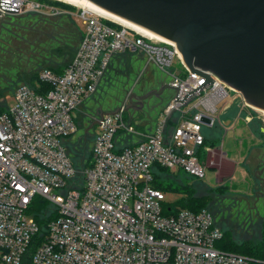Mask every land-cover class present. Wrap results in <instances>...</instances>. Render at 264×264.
Wrapping results in <instances>:
<instances>
[{"label": "built area", "instance_id": "1", "mask_svg": "<svg viewBox=\"0 0 264 264\" xmlns=\"http://www.w3.org/2000/svg\"><path fill=\"white\" fill-rule=\"evenodd\" d=\"M7 9L60 14L40 0H0L1 19L10 15ZM75 18L84 33L74 58L62 74L39 75L51 89L20 86L0 114V264H250L216 247L223 233L208 210L165 215L166 194L154 179L158 167L205 179L215 164L205 143L210 130L224 127L220 113L238 102L240 114L252 110L264 126V112L236 92L231 96L230 87L204 70L197 71L216 83L182 103L206 78L185 66L174 43L95 12L82 10ZM125 52L170 78L174 95L149 131L126 120L128 98L98 115L86 135L93 138L90 159L79 170L69 154L80 132L77 113L98 92L114 57ZM243 120L249 125L254 117ZM38 199L49 208L45 227L32 213Z\"/></svg>", "mask_w": 264, "mask_h": 264}, {"label": "rangeland", "instance_id": "2", "mask_svg": "<svg viewBox=\"0 0 264 264\" xmlns=\"http://www.w3.org/2000/svg\"><path fill=\"white\" fill-rule=\"evenodd\" d=\"M40 1L58 9L60 14L57 16H47L39 12H28L22 15L10 16L8 18L10 23L33 25L41 21L43 17H45V19L53 18L55 19L52 23L54 28L57 26L60 30L58 32L63 33V36L58 38L59 44L55 41H48L41 50H56L60 46H63L65 41L69 44H73L75 46L74 49L76 50L78 42L74 43L73 41L72 43V40H65L64 37H67L68 35V37L71 38V31L73 32V29H78L84 33L82 24L75 18V16L84 9L77 5H71L59 0ZM18 16H21L22 18H17ZM5 29L12 28L9 27ZM66 30H68L67 34ZM8 38L9 34L4 30L1 33L0 41H7ZM1 50H6L2 44H0V51ZM36 53H38V51ZM40 53L41 51L39 54ZM0 55L3 56V53L0 52ZM71 58L67 60H64V58L63 60H58L60 66L58 65L56 69H65L72 60ZM1 60H5V57H2ZM16 61L17 64L21 63L23 66H28L29 69L34 67V63H36L32 62L31 65H29V61L25 58H23L22 61ZM9 62H11V60H9ZM146 64L147 60L144 57L138 56L130 59L129 62L127 60L119 61L114 66L116 72L112 71L108 77L103 80L98 92L93 98L80 107L77 113L80 132L74 138V140L77 141V147H73V154L75 156L76 153H78L77 149L82 150L81 145H84V142H87L85 147L87 153L89 152L93 138L89 137L87 141L86 131L95 123L96 118L101 112L116 111L127 100L131 92L144 95L149 91L159 90L162 85L171 82L170 78H167L162 73L158 72L153 66L145 67ZM179 67V62L175 61L174 68ZM46 68L47 67L41 69L45 70ZM144 69L145 72H143ZM16 74V71H12L2 78L0 77V91L5 92L3 96H0L1 104L4 103L9 106L16 88L23 84L21 82L16 83L13 81L16 79ZM235 94V92L230 93L231 96H234ZM173 95L174 91L172 89H167L161 98L158 99L153 97L147 100L142 111L128 110L124 116L126 120L131 121L139 131H149L151 126H155L161 110L170 103ZM240 107V104L236 102L230 111L220 113V120L224 124V127L219 126L218 129H213L208 132L210 139L217 143L214 148L220 149L223 141L222 151L227 156H223L219 150H214L211 158L214 160L215 164L212 168L207 167L205 179L201 180L190 177L182 171H179L178 173L169 171L170 174L165 176L164 184L187 186L188 188L195 189L199 195L207 190L216 191L219 186H222L226 191V198H220L218 201H220L225 208L228 207V209H226L229 213H221L218 216L219 219L220 217H226L228 227L240 228L249 233L255 232L259 238L262 239L264 230V198L262 195L259 198H256L255 196L253 197V195L254 185L259 184L258 181L255 180L254 173L257 169L259 170L264 166V136L261 137L259 135V130L262 128L263 123L258 120V114L252 110H246L240 114ZM247 114H251L254 117V121L251 123L250 128L255 136L244 124L243 118ZM239 115L242 117H240L241 120L237 119ZM233 118L239 120L238 123L234 122L235 129L230 128ZM251 155L252 157L248 161V166L245 167V162ZM253 158L257 159V161L255 162ZM205 159V155L201 156L202 162H204ZM76 160L77 164L80 166L78 167L79 170H82L87 166V156H76ZM231 162H236V167ZM164 193L166 194L168 203L173 206H176L177 203L186 198V194L178 191ZM210 210L211 207H209L208 211Z\"/></svg>", "mask_w": 264, "mask_h": 264}, {"label": "water", "instance_id": "3", "mask_svg": "<svg viewBox=\"0 0 264 264\" xmlns=\"http://www.w3.org/2000/svg\"><path fill=\"white\" fill-rule=\"evenodd\" d=\"M85 1L145 34L176 45L185 66L206 78L182 103L216 83L210 75L197 71L204 70L238 93L247 106L264 112V0ZM7 12L18 14L11 9ZM2 26L0 18V34ZM167 89L173 87L162 85L144 95L131 92L127 109L142 111L147 100L161 98Z\"/></svg>", "mask_w": 264, "mask_h": 264}, {"label": "trees", "instance_id": "4", "mask_svg": "<svg viewBox=\"0 0 264 264\" xmlns=\"http://www.w3.org/2000/svg\"><path fill=\"white\" fill-rule=\"evenodd\" d=\"M51 4H60V3H51ZM12 15H8L3 19V26L1 29V33L5 30L9 34V38L7 41H0V44L6 49L4 51H0L3 53V56L0 55V77L6 76L7 73L16 71V76L13 81L16 83H23L20 86H28L34 89L37 93H45L49 89H51V86L45 83H42L39 80L40 71H51L55 74H62L65 69H56V67L60 64L58 63V60H67L69 58L73 59L76 51L78 49V46L82 40V32L78 29H73L74 31H71V38L65 36V40H72V43L78 42V46L76 47V50L74 49L73 44H69L67 41H65V44L63 46H60L58 49H52V50H41L48 41L59 44V37L63 36V33H59L60 31L58 27L54 28L53 20L55 19H45V17L42 18L41 21H39L36 24H12L9 21V17ZM70 17V16H69ZM17 18H22L21 16H18ZM72 18V17H71ZM73 19V18H72ZM55 22V21H54ZM53 25V26H52ZM11 27L12 29H5ZM77 30V31H76ZM68 30H66L67 34ZM1 36V34H0ZM67 42V43H66ZM38 51V53H36ZM41 53L39 54V52ZM8 56V58H7ZM138 55L131 52H125L118 54L114 57L111 65L109 66V70L105 76V78L108 77V75L115 71L114 66L119 61H128L134 57H137ZM2 57H5V60H1ZM23 58L29 61V65H31L32 62L34 63V67L31 69L28 68V66H23L21 63L17 64L16 60L22 61ZM8 59V60H7ZM11 60V62H9ZM72 61V60H71ZM70 61V62H71ZM63 63V62H62ZM132 63V62H131ZM37 64V65H36ZM70 64V63H69ZM68 64V65H69ZM47 67L45 70L41 69ZM41 69V70H40ZM104 78V79H105ZM18 86V88L20 87ZM17 90V88H16ZM15 90V91H16ZM5 92L0 91V96H3ZM15 93V92H14ZM14 95V94H13ZM8 107L6 104L0 103V114L5 113L8 110ZM78 125L79 120L78 117L76 119ZM80 128V125H79ZM218 129V127H217ZM263 130L264 126L260 128L259 135L263 136ZM89 139V137L86 138V140ZM88 141V140H87ZM87 142H84V145L82 144V150L77 149L78 153H76V156L79 155H85L87 156V159H90V149L87 153L85 145ZM206 145L211 146L214 148L216 146V141L210 139L208 136L206 139ZM77 143L69 148V154L71 155L72 159L74 160L75 165L80 167L77 164L76 156L73 154V147H75ZM77 147V146H76ZM82 167V166H81ZM170 172L163 168H156L155 169V179H154V186L157 189H160L164 192H181L186 194V198L182 199L179 203L176 204V206H173L170 203H167L164 208V214L165 215H173L179 210H188L191 212H199L201 210H209V207H211V214L214 216V219L216 221V224L221 228L223 237L222 239L216 244V247L227 252H232L236 254L243 255L250 259V264H264V230H263V237L262 239L259 238L257 233H249L247 231H243L240 228L236 227H228V221L226 220V217H220L219 215L221 213L228 214V207H224L220 201H218L220 198L225 199V189L222 188V186H219L216 191L214 190H207L202 194H198L195 189L188 188L187 186H173V185H167L164 184L165 176H168ZM220 204H219V203ZM49 212L48 205L43 200H36L32 207V213L36 221L39 223L40 226L46 225L47 222V215Z\"/></svg>", "mask_w": 264, "mask_h": 264}, {"label": "bare ground", "instance_id": "5", "mask_svg": "<svg viewBox=\"0 0 264 264\" xmlns=\"http://www.w3.org/2000/svg\"><path fill=\"white\" fill-rule=\"evenodd\" d=\"M59 1H63L65 3L71 4V5H77V6L81 7L82 9H84L86 11H90V12H95V13L101 14L104 17L108 18L109 20H111V21H113L115 23H118V24L123 25L125 27H129L131 29H134V30L138 31L141 34H145V33L141 32L138 27L133 26V25H131L129 23H126V22L119 21L117 17H115V16H113L111 14H108L107 12L101 10L100 8L94 6L93 4H91V3H89V2H87L85 0H59ZM145 35H148V34H145ZM148 36H151V35H148ZM151 37L153 39H156V40H159V41L170 42V41H167L165 39L158 38V37H155V36H151Z\"/></svg>", "mask_w": 264, "mask_h": 264}, {"label": "flooded vegetation", "instance_id": "6", "mask_svg": "<svg viewBox=\"0 0 264 264\" xmlns=\"http://www.w3.org/2000/svg\"><path fill=\"white\" fill-rule=\"evenodd\" d=\"M248 166V160L245 162V167ZM264 166L261 169H257L254 173L255 180L258 181L259 184L254 185V195L256 198H259L261 195L264 198ZM261 171L262 174H261Z\"/></svg>", "mask_w": 264, "mask_h": 264}, {"label": "crops", "instance_id": "7", "mask_svg": "<svg viewBox=\"0 0 264 264\" xmlns=\"http://www.w3.org/2000/svg\"><path fill=\"white\" fill-rule=\"evenodd\" d=\"M234 122L236 123V121H235V119L233 118L232 119V124H231V129H235L236 127L234 126L235 124H234ZM237 123H238V121H237ZM245 124V126L247 127V128H249L250 130H251V133L255 136V134L252 132V129L250 128V125L251 124H246V123H244ZM217 129V128H216ZM227 131V130H226ZM261 137H262V135H260ZM263 136H264V132H263ZM213 150H219L221 153H223V156L224 155H226L222 150H223V141H222V144H221V148L220 149H216V148H213ZM227 156V155H226ZM225 156V157H226ZM251 157H252V155L249 157V159H247L248 161L251 159ZM254 159V158H253ZM254 161L256 162L257 161V159H254ZM231 163H233V165L236 167V165H237V163L236 162H231ZM214 166V165H213ZM213 166H211V168L213 167ZM231 177H232V174H231ZM219 178V177H218ZM218 180V179H217Z\"/></svg>", "mask_w": 264, "mask_h": 264}]
</instances>
